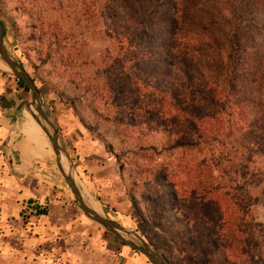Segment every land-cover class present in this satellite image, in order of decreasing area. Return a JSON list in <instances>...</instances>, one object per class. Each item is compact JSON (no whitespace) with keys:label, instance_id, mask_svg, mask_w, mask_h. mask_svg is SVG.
Instances as JSON below:
<instances>
[{"label":"rangeland","instance_id":"rangeland-1","mask_svg":"<svg viewBox=\"0 0 264 264\" xmlns=\"http://www.w3.org/2000/svg\"><path fill=\"white\" fill-rule=\"evenodd\" d=\"M139 2L155 7L158 17L152 20L157 25H150L148 28L152 30L148 33L146 28L139 30L138 42L144 45L155 37L157 41L160 33L168 36L174 33L170 10L165 6L167 0H137L136 3ZM118 7L126 12V6L119 0L115 3L109 0H0V21L8 32L6 47L40 90L43 109L59 132L78 180L107 218L146 236L152 248L159 250L170 264H264V158L260 155L264 146L260 139L249 136L245 139L244 135L240 139L234 134L229 140L225 153L230 163L225 170L231 178L234 167L249 166L246 179L253 175V181L247 185V194L243 197L244 200L251 197L254 206L246 217L242 212L236 216L239 218L236 225L244 221L241 233L236 229L225 231L220 224L221 215L211 201H195L180 192L183 189L179 184L185 180L184 168H190L193 160L200 161L202 157L190 150H172L173 139L165 133V127L155 123L161 118L158 115L161 98L168 99L161 105L165 109L174 87L171 79H160L170 63L184 69L187 75L177 76L185 95L198 90L195 84L188 83V80H199L193 70L197 63L210 71L208 76L227 94L237 93L234 73L238 72L241 54L231 48L228 35L236 32V26L241 27L242 35L250 33L251 16L242 6L221 5L218 0L187 4L185 19L181 18L186 33L193 38L202 36L214 44L186 47L187 53H181L183 63L172 58L173 44L164 50L121 49L108 15L110 9L116 11ZM151 59L155 61L153 67ZM0 64L4 66H0L2 108L18 107L30 101V90L21 88L1 58ZM246 73L247 79L251 78ZM2 97H10L11 101L3 104ZM227 114L232 111L227 109ZM21 120L20 116L13 118L10 126L13 135L9 140L11 161L18 167L36 152L18 126L13 127L14 122ZM30 121L45 136L31 117ZM185 128L184 124L179 130ZM108 147L111 152H107ZM43 150V156L32 157L29 164L37 167L35 175L26 181L31 190L35 189L34 194H5H10V187L18 189L19 184L11 173L0 175V194L5 192L0 195V202L10 207L8 216L17 238L11 249L17 253L16 258L11 256L0 262L21 264L20 258L24 257L25 262L43 259L49 264H61L57 257L65 245L60 240L57 247V236L63 239V232L69 227L64 224L54 229L55 235L41 223H69L80 219L99 229L102 238L96 248L109 249L112 264H119V255L123 264H150L144 256L132 252L84 216L57 168L50 145ZM4 154V145L0 144V155ZM209 160L216 161L215 157ZM4 162L0 158V167ZM61 162L65 168L62 159ZM181 166L182 174L175 176L177 167ZM240 171H243L240 178L243 181L244 170ZM16 203L20 204V218L12 219L15 211L12 206ZM38 206L50 210L49 214L39 216ZM76 230L81 233L80 228Z\"/></svg>","mask_w":264,"mask_h":264},{"label":"trees","instance_id":"trees-1","mask_svg":"<svg viewBox=\"0 0 264 264\" xmlns=\"http://www.w3.org/2000/svg\"><path fill=\"white\" fill-rule=\"evenodd\" d=\"M109 1L115 3L118 0ZM119 1L126 6V12H122L118 7L119 11H111L110 9L108 15L113 25V35L116 36L121 49L130 47L141 50L143 47L145 50H154L155 48L164 50L166 46L173 44L172 58L182 61L181 53H187L186 47L199 44L205 45V43L208 45L214 44L211 40H207L202 36L193 38L186 33L181 25V18L184 20V14L187 12L186 5L198 0H167L168 4L165 6L170 10V23L174 28V33L171 36L160 33L157 35L159 36L157 41H155V37L144 45L138 42L141 36L139 30L146 28L145 33L152 30L151 27H148L156 24V21H152L158 17V13L154 10L156 8L152 5H142L141 2L136 3L137 0ZM218 1L221 5L242 6L241 9L249 13L252 18V24L248 28L251 31L250 33L242 35L240 33L241 27L236 26L238 31L236 30V32L228 35V43L231 48H236L238 53L241 54L240 64L237 67L238 72L234 73L237 78V87H235L238 89L237 93L227 94L208 76L207 72L210 71L201 68L200 63H197L196 58H193L192 61L197 63L196 69H193L194 74L198 75L199 80H188V83L195 84L198 90L191 93V95L188 93L185 95L182 90L183 85L177 81V76L180 73L186 77L187 75L184 69L170 63L165 67V74L161 75L160 79H171L174 87L171 94H169L170 99L167 102L169 104L165 109L161 105L168 99L166 97L161 98V105L159 106L161 111L158 114L161 115V118L157 119L158 121H155V123L165 127V133L169 134L170 140L173 139L170 146L172 150H190L197 156L202 157L200 161L193 160L190 168H184L183 176L185 180L184 183L179 184L183 189L180 192L188 194L195 201L204 203L211 201L217 213L221 215L220 224L222 229L225 231H231V229L235 231L236 229L237 232L241 233L244 221L240 220L237 226L236 221L239 218H236V216L242 212L246 217L249 215V210L254 206L251 197L247 196L248 198L245 200L243 197V194H247V185L253 181V175L252 178L246 179L250 171L249 166L245 164L241 166L245 176L243 181L240 179L243 171H240L241 168L239 167H234L232 171L234 177L229 178L225 166H228L230 161H228L225 151L229 146V140L234 137V134L240 136V139L243 138V135L245 139L248 136L249 138H256V140L260 139L261 146H264V0ZM199 2L202 3V1ZM174 14L176 15L174 16ZM242 20L240 19V21ZM1 23L6 31L7 46V28L3 22ZM108 34L111 36V33ZM154 62L153 59L150 60L152 67ZM225 63L226 61L223 65ZM246 72L251 75V78L247 79ZM15 78L21 88L29 90L23 81L17 77ZM33 82L35 83L34 80ZM225 101L229 104L224 105ZM227 109L231 110L232 114H227ZM225 116L236 119L234 121L227 120ZM184 124L186 128L179 130V127ZM88 128L90 127L88 126ZM107 152H111L109 147ZM260 155L264 158L263 151ZM213 157H215V162L209 160ZM181 168L182 166L177 167L175 176L182 174L183 170L181 171ZM232 191H234L233 194H231ZM83 196L91 206L85 193ZM37 214L47 216L48 210L38 206ZM142 237L149 243L146 236L142 235ZM155 251L165 264H170L159 250ZM132 252L136 253L135 251ZM224 255H227V253H224ZM231 255L234 256V253L231 252ZM146 261L148 260L146 259Z\"/></svg>","mask_w":264,"mask_h":264},{"label":"crops","instance_id":"crops-1","mask_svg":"<svg viewBox=\"0 0 264 264\" xmlns=\"http://www.w3.org/2000/svg\"><path fill=\"white\" fill-rule=\"evenodd\" d=\"M3 98V104L10 102L11 100L9 99L10 97H2ZM1 99V97H0ZM20 116L21 119L23 120L24 118L22 117L21 111L19 110L18 107H8L2 108L0 104V144L4 145V150L5 154L0 155L2 159H4V164L3 167H0V175L4 177V175H8L11 173L17 180L19 187L18 189H15V187H10V194L1 192L3 194L0 195H22L24 193H30L31 195L34 194L35 189L31 190L27 185L26 181L29 178H32L31 176L35 175L37 172L36 168L33 165L30 167V160L33 158H41L43 156V148H37L36 152L33 156H27L25 159V164L21 165V167L16 166L15 164L12 163V151L9 148V140L10 136L13 135V133L10 131V126H12V121L14 117ZM19 122L16 121L14 122L13 127L17 128ZM20 127L23 125L20 123ZM19 128V126H18ZM20 129V128H19ZM31 146H33V142H31L29 139H27ZM1 176V177H2ZM36 177V176H35ZM38 178V177H37ZM43 179V177L38 178ZM30 180V179H29ZM23 181V183H21ZM25 181V182H24ZM9 186V185H8ZM29 189V190H28ZM6 190V189H5ZM12 193V194H11ZM84 197V196H83ZM85 199V197H84ZM87 202V200L85 199ZM88 204V202H87ZM53 204H50V207ZM89 205V204H88ZM90 206V205H89ZM12 207H15L14 214L12 215V219H19L20 215V204L16 203ZM49 207V208H50ZM9 206L3 205V202H0V261L1 260H7L8 258L10 259L11 256H13V259L16 258L17 253L11 251L13 246L15 245V242L17 241V238L14 237V232L12 230L13 227V222L10 221L11 217L8 216V211ZM17 208V209H16ZM12 211V210H11ZM50 210H48L49 214ZM10 217V218H9ZM45 217V216H44ZM10 219V220H9ZM17 224L20 223L19 221L15 220ZM22 223V221H21ZM23 224V223H22ZM47 224V225H46ZM64 224H67L65 227H69V230L63 232L65 237L62 239L61 236H57V247L58 244H60V240L62 245L64 246V250L60 251V256L57 257V261L60 262L61 264H112V254L109 251V249L106 251L104 248H96V244H101L99 243V240L102 238V234L100 233L99 229L97 227H94L93 225H89V223L84 222L80 219L74 220L69 223H48L44 222L43 225L46 228H51L52 233L56 234V231L54 229H60ZM70 224V225H68ZM40 225V224H39ZM38 225V226H39ZM64 227V226H63ZM81 229V233H77L76 229ZM62 233V232H61ZM67 234H70V236H67ZM77 234V235H74ZM37 240L38 237L36 236ZM32 236L29 238V243H31ZM25 240L22 239L21 241V246L25 245ZM6 244V245H5ZM96 249V250H95ZM24 253L21 252L19 256H23ZM20 260L23 261L21 264H49L46 260L41 259V261H35L31 260L30 262H25L24 257ZM115 260L117 258L115 257ZM0 264H5L4 262H0ZM11 264H16L15 261H13ZM58 264V263H57ZM116 264V263H115ZM119 264H123V260L121 256L119 255Z\"/></svg>","mask_w":264,"mask_h":264},{"label":"water","instance_id":"water-1","mask_svg":"<svg viewBox=\"0 0 264 264\" xmlns=\"http://www.w3.org/2000/svg\"><path fill=\"white\" fill-rule=\"evenodd\" d=\"M6 31L3 24L0 22V58L5 65L12 71V73L28 87L31 94V100L25 101L19 106L20 111L27 112L31 118L41 128L45 134L49 145L56 156L57 168L68 188L70 189L75 203L84 216L92 223L98 225L103 230L114 235L122 244L127 248L144 256L150 264H165L158 253L152 246L137 232L130 231L124 228L119 223L112 221L105 215H100L95 212L84 200L83 190L79 187L77 182V175L74 163L67 152L62 146L60 136L57 128L49 119L43 109V98L40 90L36 87L35 83L21 66V64L12 56L5 45ZM61 157L65 158L68 164L66 171L61 162Z\"/></svg>","mask_w":264,"mask_h":264},{"label":"bare ground","instance_id":"bare-ground-1","mask_svg":"<svg viewBox=\"0 0 264 264\" xmlns=\"http://www.w3.org/2000/svg\"><path fill=\"white\" fill-rule=\"evenodd\" d=\"M0 66H2L0 64ZM4 67V66H2ZM23 120H21V122H19V124L21 123L23 126L20 127V130L23 132V134L27 137V139H29L31 142L35 143L36 145H34V150H36L37 148H48V141L47 138L45 136H43L32 124L30 121V115L23 113ZM32 150V149H31ZM32 155V154H31ZM66 171L68 170V164L65 161L64 157H61ZM77 182L79 184V187L83 190V194L85 193L86 197L88 198V200L90 201L92 207L94 208V211L99 213L100 215H104L103 213V209H101V207L99 206V204L97 202H95L91 195H89L88 191L82 186V184L80 183V181L77 179ZM85 200V199H84ZM86 202V201H85ZM87 203V202H86ZM106 215V214H105Z\"/></svg>","mask_w":264,"mask_h":264}]
</instances>
